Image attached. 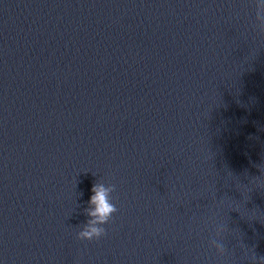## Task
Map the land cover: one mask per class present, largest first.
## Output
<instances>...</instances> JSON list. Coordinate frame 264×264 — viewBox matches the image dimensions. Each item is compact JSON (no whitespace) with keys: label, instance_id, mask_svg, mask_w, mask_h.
Returning a JSON list of instances; mask_svg holds the SVG:
<instances>
[{"label":"water","instance_id":"water-1","mask_svg":"<svg viewBox=\"0 0 264 264\" xmlns=\"http://www.w3.org/2000/svg\"><path fill=\"white\" fill-rule=\"evenodd\" d=\"M0 264H264V0H0Z\"/></svg>","mask_w":264,"mask_h":264},{"label":"clouds","instance_id":"clouds-1","mask_svg":"<svg viewBox=\"0 0 264 264\" xmlns=\"http://www.w3.org/2000/svg\"><path fill=\"white\" fill-rule=\"evenodd\" d=\"M93 191L96 193V195L92 197V203L98 204L97 211L100 213V219H107V214L114 211L115 209L112 205L106 202L105 191L103 189H98L94 186ZM93 215H95V213H93ZM92 233H96L97 235H99V229L93 228ZM92 233L85 232L82 233V235L90 236Z\"/></svg>","mask_w":264,"mask_h":264}]
</instances>
